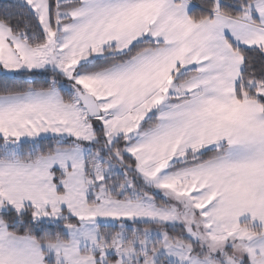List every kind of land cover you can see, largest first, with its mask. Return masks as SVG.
Wrapping results in <instances>:
<instances>
[{
  "label": "snow or ice",
  "instance_id": "1",
  "mask_svg": "<svg viewBox=\"0 0 264 264\" xmlns=\"http://www.w3.org/2000/svg\"><path fill=\"white\" fill-rule=\"evenodd\" d=\"M0 264H264V0L0 2Z\"/></svg>",
  "mask_w": 264,
  "mask_h": 264
},
{
  "label": "trees",
  "instance_id": "2",
  "mask_svg": "<svg viewBox=\"0 0 264 264\" xmlns=\"http://www.w3.org/2000/svg\"><path fill=\"white\" fill-rule=\"evenodd\" d=\"M0 2H3V0H0ZM194 3H198V0H193Z\"/></svg>",
  "mask_w": 264,
  "mask_h": 264
}]
</instances>
